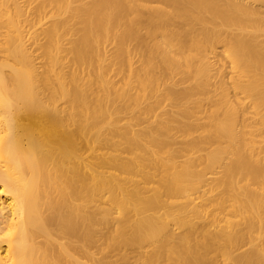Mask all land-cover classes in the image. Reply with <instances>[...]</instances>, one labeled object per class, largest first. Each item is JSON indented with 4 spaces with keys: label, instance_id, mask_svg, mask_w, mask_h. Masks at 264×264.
<instances>
[{
    "label": "bare ground",
    "instance_id": "1",
    "mask_svg": "<svg viewBox=\"0 0 264 264\" xmlns=\"http://www.w3.org/2000/svg\"><path fill=\"white\" fill-rule=\"evenodd\" d=\"M0 264H264V0H0Z\"/></svg>",
    "mask_w": 264,
    "mask_h": 264
},
{
    "label": "rangeland",
    "instance_id": "2",
    "mask_svg": "<svg viewBox=\"0 0 264 264\" xmlns=\"http://www.w3.org/2000/svg\"><path fill=\"white\" fill-rule=\"evenodd\" d=\"M108 47H109V48H112L111 45H109ZM168 103H169V102H168ZM168 103H167V105H168ZM167 105H166V107L169 106L168 108H170V105H168V106H167ZM124 121H125V119L123 120V122H124ZM136 127H138V126H136Z\"/></svg>",
    "mask_w": 264,
    "mask_h": 264
}]
</instances>
